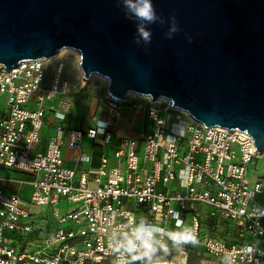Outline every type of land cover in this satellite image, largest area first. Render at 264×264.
<instances>
[{
  "label": "built area",
  "instance_id": "built-area-1",
  "mask_svg": "<svg viewBox=\"0 0 264 264\" xmlns=\"http://www.w3.org/2000/svg\"><path fill=\"white\" fill-rule=\"evenodd\" d=\"M44 66L23 61L7 73L0 65V171L21 176L0 174V264H127L148 249L140 224L161 229L150 245L169 243L175 264L199 254L206 264H264V154L250 136L206 128L170 101L133 93L123 102L105 95L106 119L66 130V114L45 103L69 92L62 64L48 84ZM124 108L143 116L137 137L116 136ZM47 115L56 122L40 149ZM84 139L105 149L97 167L82 168L83 154L66 167L62 149L80 151ZM13 186L28 187L27 197ZM26 204L48 207L51 223L36 228ZM184 228L195 242L178 246L171 235Z\"/></svg>",
  "mask_w": 264,
  "mask_h": 264
},
{
  "label": "water",
  "instance_id": "water-1",
  "mask_svg": "<svg viewBox=\"0 0 264 264\" xmlns=\"http://www.w3.org/2000/svg\"><path fill=\"white\" fill-rule=\"evenodd\" d=\"M152 3L159 19L137 44L119 0H0V65L73 49L81 82L105 78L111 100L163 98L206 128L245 132L264 154V0Z\"/></svg>",
  "mask_w": 264,
  "mask_h": 264
},
{
  "label": "rangeland",
  "instance_id": "rangeland-1",
  "mask_svg": "<svg viewBox=\"0 0 264 264\" xmlns=\"http://www.w3.org/2000/svg\"><path fill=\"white\" fill-rule=\"evenodd\" d=\"M79 58L77 59L73 54L68 52H63L61 55L60 53L57 55V57L49 60H45V66H44V82L45 84H48L53 73L55 70V67L57 64H62V71L60 73V79L64 82H66L69 86L68 94L72 99H69L71 103H74L76 105V112L75 114L79 113L78 110L81 108L84 112V122H87V114H92L93 109H91V105L88 104L86 101H94L100 103L102 97L104 94H106V85L107 81H103L98 75H92L86 84H83L81 82V72L78 67ZM46 106L48 107L50 104L53 103V100L49 98L45 101ZM84 109H87L84 111ZM90 112V113H89ZM125 118L131 119L127 112L125 113ZM133 117V115H132ZM124 118V119H125ZM119 131H122V122L119 123ZM253 168L248 166L247 171L252 172ZM13 177H21L19 174L12 175ZM254 176H257V174H254ZM253 180H250L252 183ZM251 185V184H250ZM21 188H16V191H21ZM65 205L61 204L58 209L63 208ZM29 212H31L33 215V218H35V227L36 228H42L44 227L45 223L49 222L51 223L50 218V210L48 207H36L32 205H25V207ZM46 220H44V219ZM42 219V220H41ZM44 233L41 234V237ZM192 264H206L208 260L202 256V254L196 255L191 260ZM128 264H175L173 255L170 251H162L158 249L155 244L151 245V254L149 253V250L147 249L144 252H137L134 253L129 261Z\"/></svg>",
  "mask_w": 264,
  "mask_h": 264
},
{
  "label": "crops",
  "instance_id": "crops-1",
  "mask_svg": "<svg viewBox=\"0 0 264 264\" xmlns=\"http://www.w3.org/2000/svg\"><path fill=\"white\" fill-rule=\"evenodd\" d=\"M106 94H104L105 96ZM103 96V97H104ZM102 97V99H103ZM51 98L53 100V103L50 104L49 106L53 105L56 109L64 112L66 114L64 122H62L63 127L68 130L72 128L76 129H86L91 126L92 119H106V111L105 108L103 107L102 104V99L100 103L94 102V101H86L88 104L91 105V109H93L92 114H87V122H84V112L82 111L83 109H79L77 114L76 112V105L74 103H71L69 101L70 98L67 95L64 96H54V97H47L46 99L48 100ZM86 113L88 112L87 109H84ZM127 112L128 116L131 119H128L127 117L125 118V113ZM90 113V112H89ZM135 111L129 109V108H124L121 112V117L117 120L115 123V132L117 137H122L126 135H131L133 137H137L138 133L141 128V123L143 116L141 113H135ZM133 115V117H132ZM125 118V119H124ZM44 125L41 130V144L39 146L40 149H42L48 139V137L53 133V125L55 124V120L52 119L50 115H47L44 118ZM122 122V131H119V123ZM133 127V129H132ZM105 151V149L101 148L100 146H93L90 141L84 139L82 148L81 150H74L68 147H64L62 149V156L64 160V164L66 167L73 168L75 166V161L77 157L80 156V154H83L87 159H89V164H83L81 165L82 168H87V167H97L98 165V160L100 155ZM0 174L5 177L9 178H18V177H13L12 175L17 174L13 171H0ZM19 186H13L11 189L16 191V188ZM22 190L18 191L23 198L27 197L28 194V187L26 186H21L19 187Z\"/></svg>",
  "mask_w": 264,
  "mask_h": 264
},
{
  "label": "clouds",
  "instance_id": "clouds-1",
  "mask_svg": "<svg viewBox=\"0 0 264 264\" xmlns=\"http://www.w3.org/2000/svg\"><path fill=\"white\" fill-rule=\"evenodd\" d=\"M120 6L124 11L125 18L132 20L137 25V36L134 38L135 43L139 44L141 40L147 44L151 40V31L148 25L157 22L158 15L156 9L153 6L152 0H119ZM177 31L175 22L173 20L168 32L165 33L167 38H171L172 34ZM63 118V117H61ZM173 218L180 224L183 222L179 219L180 213L174 211L172 213ZM137 235L139 238L144 240L146 246L148 247L149 253L151 254L150 238L153 233L161 231L157 226H147L145 224H140L137 227ZM171 239L178 246H182L189 242H195V237L191 235V230L184 228L181 232L173 233ZM130 247H134V244H130ZM248 252H252L253 249L249 247Z\"/></svg>",
  "mask_w": 264,
  "mask_h": 264
},
{
  "label": "bare ground",
  "instance_id": "bare-ground-1",
  "mask_svg": "<svg viewBox=\"0 0 264 264\" xmlns=\"http://www.w3.org/2000/svg\"><path fill=\"white\" fill-rule=\"evenodd\" d=\"M63 52L71 53V54H73L77 59L79 58L78 52L75 51V50H73V49H63V50L60 51V55H61ZM61 70H62V68H61ZM101 79H102L103 81L106 82V79H105V78L102 77ZM134 95L136 96V95H138V94H134ZM137 97L143 98L144 96H140V95H138ZM157 101H159V102H167L168 100H165V99H163V98H160V99H158ZM180 111H181V110H180ZM181 112H183V111H181ZM135 113H137V112H135ZM135 113H134V114H135Z\"/></svg>",
  "mask_w": 264,
  "mask_h": 264
},
{
  "label": "trees",
  "instance_id": "trees-1",
  "mask_svg": "<svg viewBox=\"0 0 264 264\" xmlns=\"http://www.w3.org/2000/svg\"><path fill=\"white\" fill-rule=\"evenodd\" d=\"M154 244H155V243H152L151 245H154ZM151 245H150V246H151ZM167 245H168V247H167V249L164 250V251H170V252L172 253L171 245H170L169 243H168ZM155 246H156V245H155ZM156 247H157V246H156ZM134 253H137V252H134ZM134 253H133V254H134ZM133 254H132V255H133ZM132 255H131V256H132ZM194 257H195V256H194ZM192 258H193V257H190V259H189L190 264H192V262H191ZM129 259H130V258H129ZM128 261H129V260H128ZM127 264H128V263H127Z\"/></svg>",
  "mask_w": 264,
  "mask_h": 264
}]
</instances>
